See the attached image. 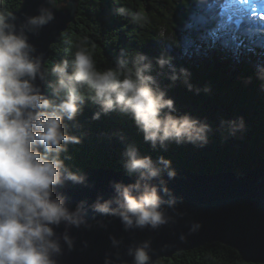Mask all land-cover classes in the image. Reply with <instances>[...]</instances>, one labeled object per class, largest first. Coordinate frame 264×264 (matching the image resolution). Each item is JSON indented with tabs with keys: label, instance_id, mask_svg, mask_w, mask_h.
Here are the masks:
<instances>
[{
	"label": "clouds",
	"instance_id": "9594fccd",
	"mask_svg": "<svg viewBox=\"0 0 264 264\" xmlns=\"http://www.w3.org/2000/svg\"><path fill=\"white\" fill-rule=\"evenodd\" d=\"M48 3L51 6L40 7L34 16L23 14V19L0 12V264H59L65 246L72 251L75 245L70 230L94 227L87 218L89 209L118 219L126 232L154 231L174 222L169 210L176 213L177 197L167 180L175 179L177 170L164 155L156 159L142 155L135 143H126L121 154L125 174L135 180L114 182L111 198L97 197L91 204L82 200L71 207L68 197L57 191L68 182L87 185V175L66 163L71 159L69 146L83 141L69 131L70 122L71 128H80L77 117L87 103L98 108L92 120L111 113L129 117L153 150L167 151L170 144L202 148L212 131L205 120L187 112L177 114L168 87L180 81L197 95L211 88H194L190 71L177 69L167 55L155 58L156 68H168L166 74L157 73L171 82L163 87L153 75V61L139 51L128 58L121 50L115 66L102 70L87 49L78 48L71 60L62 59L47 68L44 53L31 43L30 35H38L55 19L52 6L57 0ZM116 12L123 15L125 10ZM256 78L264 81V66H257ZM221 127L235 135L246 126L239 117L221 121ZM113 135L125 141L123 133ZM93 220L95 226L108 227L103 219ZM61 225L64 230L58 233ZM200 227L193 222L189 231ZM109 239L114 249L123 244L115 236ZM152 251L151 240H142L129 244L126 255L131 264H151ZM104 264L127 261L117 251L115 259L106 254Z\"/></svg>",
	"mask_w": 264,
	"mask_h": 264
},
{
	"label": "trees",
	"instance_id": "16d2710c",
	"mask_svg": "<svg viewBox=\"0 0 264 264\" xmlns=\"http://www.w3.org/2000/svg\"><path fill=\"white\" fill-rule=\"evenodd\" d=\"M67 0H57L64 4ZM76 19L52 47L46 63L71 60L78 48L87 49L100 69L115 66L121 50L131 58L136 51L146 54L154 66L153 75L168 68H156L155 58L167 55L177 69L191 73L194 88H211L198 95L180 81L168 87L178 109L211 125L209 143L200 148L191 144H170L167 151L153 150L143 141L134 122L127 116L111 113L92 120L98 110L87 103L78 115L82 143L69 146L75 171L91 167L124 170L121 154L126 143H135L142 155L156 159L164 155L178 170L196 173L240 171L264 166V81L256 78L257 66H264V22H241L226 15V0H75ZM22 0H0V12L11 13ZM123 8V15L116 9ZM52 78V77H50ZM161 86L171 82L157 75ZM250 81V82H249ZM49 94V90L46 87ZM243 117L245 130L230 135L221 121ZM123 133L122 142L113 133ZM156 264H248L238 251L222 243H208L181 251ZM253 264V263H251Z\"/></svg>",
	"mask_w": 264,
	"mask_h": 264
},
{
	"label": "water",
	"instance_id": "95a60500",
	"mask_svg": "<svg viewBox=\"0 0 264 264\" xmlns=\"http://www.w3.org/2000/svg\"><path fill=\"white\" fill-rule=\"evenodd\" d=\"M42 6L51 5L48 0H22L19 8L11 13L23 19V14L37 15ZM52 7L55 19L44 26L38 35H30L31 43L45 55V66L52 55V47L75 21L78 10L75 0L57 3ZM41 87L48 95L46 85L41 84ZM84 173L88 177L87 185L68 182L57 189L68 197L71 207L82 200L91 204L97 197L109 199L114 195V182L127 184L135 180V177L126 175L124 170L108 167H91ZM164 179L167 180V177ZM167 185L177 197L176 213L169 210V214L174 216V222L154 231L145 229L126 232L118 219L101 217L89 209L87 218L93 222L94 227L70 230L75 245L72 251H68L65 246L64 254L58 258L59 264H104L105 255L112 254L115 259L117 251L122 261L131 264V257L126 255L127 246L142 240L152 242L151 264L163 258H172L178 252L190 251L213 242L236 249L245 263L264 264L263 165L216 173L178 170L176 178L167 180ZM94 217L103 219L108 227L104 229L95 226ZM193 222L200 223L201 227L190 233ZM63 230V225L56 229L58 233ZM110 235L123 240L119 249L111 246ZM84 242H87V247Z\"/></svg>",
	"mask_w": 264,
	"mask_h": 264
},
{
	"label": "snow or ice",
	"instance_id": "6c2138e0",
	"mask_svg": "<svg viewBox=\"0 0 264 264\" xmlns=\"http://www.w3.org/2000/svg\"><path fill=\"white\" fill-rule=\"evenodd\" d=\"M226 15L241 22L258 19L264 22V0H226Z\"/></svg>",
	"mask_w": 264,
	"mask_h": 264
}]
</instances>
